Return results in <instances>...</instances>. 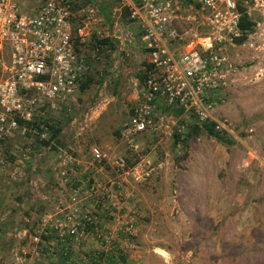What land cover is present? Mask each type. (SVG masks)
<instances>
[{"label":"rangeland","instance_id":"rangeland-1","mask_svg":"<svg viewBox=\"0 0 264 264\" xmlns=\"http://www.w3.org/2000/svg\"><path fill=\"white\" fill-rule=\"evenodd\" d=\"M235 1L254 26L243 42L216 47L233 64L216 108L233 143L195 131L193 116L161 105L157 127L138 135L133 148L121 130L141 95L146 61L138 29L115 11L114 0H76L77 8L102 3L104 26L118 37L90 63L76 94L55 110L37 106L24 133L0 137V264H264V0ZM21 2L28 10L38 0ZM181 13L200 21L194 7ZM197 31L210 32L203 25ZM52 126L60 128L53 138ZM94 144L108 156L102 163L91 155ZM119 156L129 166H150V177L138 181L118 169ZM74 195L111 242L102 243L92 228L80 239H62L49 225L47 242L35 246L47 212L66 234Z\"/></svg>","mask_w":264,"mask_h":264},{"label":"built area","instance_id":"built-area-1","mask_svg":"<svg viewBox=\"0 0 264 264\" xmlns=\"http://www.w3.org/2000/svg\"><path fill=\"white\" fill-rule=\"evenodd\" d=\"M114 1L115 11L135 23L137 44L146 61L141 97L131 105L129 119L121 130L123 140L136 148L138 135L157 127L156 110L162 104L190 114L196 124L213 122L215 130L227 129L216 116V108L224 102L223 90L233 64L216 47L242 34L236 1ZM22 5L21 0H0V137L15 130L24 133L37 106L48 104L55 110L76 94L90 63L112 47L102 40L115 41L118 37L106 30V17L98 3L77 8L76 0H38L37 6L28 10ZM191 7L200 21L195 13H181L182 8ZM200 25L210 32L199 33ZM91 155L100 163L108 158L97 144L91 146ZM114 164L138 181L152 173L143 162L129 166L121 156L114 159ZM72 199L64 218L66 234L63 228L60 230V218L47 212L40 221L43 230L33 235L35 246L42 248L41 244L47 242L49 225L62 239L65 235L80 239L92 228L102 243L111 242L98 227L97 215L78 205L76 195ZM79 215L82 219L74 222ZM124 223L128 229L133 227L130 218ZM68 248L65 246L64 252Z\"/></svg>","mask_w":264,"mask_h":264},{"label":"trees","instance_id":"trees-1","mask_svg":"<svg viewBox=\"0 0 264 264\" xmlns=\"http://www.w3.org/2000/svg\"><path fill=\"white\" fill-rule=\"evenodd\" d=\"M238 8L241 11L239 25H240V28L242 30V34L240 36H236L234 39L236 42L241 43L246 39L248 33L253 29L254 21L246 14V12L244 11L245 8L243 6L238 4ZM105 12H106V10H105ZM105 14H107V16H108L107 12ZM102 43H110V45L114 46L115 41L111 40L110 38H105L102 40ZM140 78L142 80H144V74L140 75ZM83 85H84V83L81 84L82 87H83ZM193 128L195 131L198 129H201V130L207 132L208 134L214 136L219 141H222L225 143H233V141H234L233 138H228L223 133V131L215 130L213 122H205L203 124H195L193 126ZM52 129L54 130V133H52L51 138L55 137L56 133L60 131V128H58V127L54 128V126H52ZM43 143L48 144L49 140L44 139ZM47 237H50V236L48 235ZM47 237H46V239H48ZM110 258L112 259V256H110ZM65 263H66V259H65Z\"/></svg>","mask_w":264,"mask_h":264},{"label":"crops","instance_id":"crops-1","mask_svg":"<svg viewBox=\"0 0 264 264\" xmlns=\"http://www.w3.org/2000/svg\"><path fill=\"white\" fill-rule=\"evenodd\" d=\"M99 4H100V8H101L102 12L105 14L106 12H105V9H104L102 3L99 2ZM31 8H32V6L29 7V9H31ZM83 80H84V78H83ZM83 80L80 82V85L84 82ZM80 85H79V88H80ZM140 85H142V81H141ZM140 97H141V95H140ZM69 98H70V97H69ZM67 99H68V98H67ZM65 100H66V99H65ZM138 100H140V98H139ZM63 102H64V100H63ZM159 106H161V105H159ZM162 106H164V104H162ZM165 106H166V105H165ZM167 107H169V106L163 107L162 109H164V108L167 109ZM169 108L172 109V110L176 113V115H179V116H180V115H184V114H185V115L189 116V114L183 112L182 110H180V109H178V108H171V107H169ZM18 257H19V256H18ZM6 260L9 261L8 258H7Z\"/></svg>","mask_w":264,"mask_h":264}]
</instances>
